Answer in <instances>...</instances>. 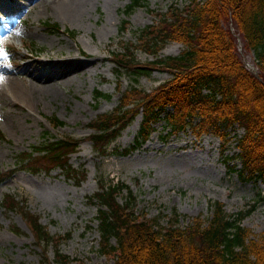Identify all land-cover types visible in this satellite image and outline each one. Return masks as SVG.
Returning <instances> with one entry per match:
<instances>
[{
	"label": "rangeland",
	"instance_id": "1",
	"mask_svg": "<svg viewBox=\"0 0 264 264\" xmlns=\"http://www.w3.org/2000/svg\"><path fill=\"white\" fill-rule=\"evenodd\" d=\"M58 1L0 0V64L34 85L22 84L18 95L0 91V264H41L42 257L22 214L3 204L7 192L25 198L50 233H70L59 244L71 257L66 264H111L114 257L100 250L98 205L89 199L101 178L126 183L120 200L132 190L137 213L157 217L161 224H168L175 209L180 225L198 215L207 218L210 202L218 200L229 213L252 208L242 223L257 237L263 234L264 180L242 177L236 170L241 162L233 159L239 150L237 138L245 131L239 122L227 129L225 140L214 131L198 135L191 127L167 133L162 117L148 139L126 153L124 149L131 148L139 132L143 117L139 111L110 143L109 152L99 153L90 139L93 128L88 121L114 108L122 91L134 84L151 89L172 75L170 69L154 67L135 79L125 67L117 71L111 51L133 44L135 59L154 58L156 54L145 49L139 28L162 23V16L171 10L175 13V6L185 8L191 0H141L130 12L125 8L131 0H89L76 18L62 13ZM46 18L56 20L61 28L49 29ZM223 19L225 26L235 29L231 20ZM236 40L239 54L256 70L255 51L239 31ZM185 46L183 40L169 38L158 54H176ZM55 69H59L52 73L56 80L51 77ZM96 88L110 96L96 97ZM51 114L65 122L51 123ZM65 134L80 139L77 150L69 155L75 174L66 173L60 165L33 172L29 165L20 164L22 153L34 144ZM111 241L116 243L115 237ZM48 255L54 259L52 244Z\"/></svg>",
	"mask_w": 264,
	"mask_h": 264
},
{
	"label": "trees",
	"instance_id": "2",
	"mask_svg": "<svg viewBox=\"0 0 264 264\" xmlns=\"http://www.w3.org/2000/svg\"><path fill=\"white\" fill-rule=\"evenodd\" d=\"M140 3L141 0H131L126 12ZM175 11L162 16V23L139 28L144 47L156 54L154 58L138 61L133 44L111 51L119 65L117 71L125 67L135 79L149 74L154 67L170 69L172 75L151 89L130 86L122 91L114 108L98 112L89 120L94 147L99 153L109 152L110 143L139 111L143 114L139 132L131 148L124 149L126 153L146 141L154 123L162 117L167 121V133L191 127L198 135L214 131L225 140L230 133L227 129L239 122L245 131L237 138L239 150L233 155L241 162L236 170L244 178L264 180V0H191L185 8L175 6ZM223 18L231 20L235 29L225 26ZM44 22L51 30L61 28L56 20L46 18ZM238 31L256 53V70L238 52ZM169 38L181 39L186 46L179 53L159 55ZM94 95L110 93L96 88ZM49 118L55 125L65 122L55 114ZM79 143V138L66 134L47 138L24 151L19 162L29 165L33 172L60 165L66 173L75 174L69 155ZM229 158L232 160V156ZM98 183L99 188L89 199L98 205L100 250L114 257L111 264H264V232L257 237L242 223L252 208L229 213L224 203L214 200L207 218L198 215L180 225L175 209L168 224H161L157 217L137 213L132 190L127 199L120 200L121 191L128 188L123 181L101 178ZM3 204L22 214L42 249L41 264L71 261L59 246L70 233H50L40 216L26 205L25 198L19 199L14 193H5ZM50 244L54 259L48 255Z\"/></svg>",
	"mask_w": 264,
	"mask_h": 264
},
{
	"label": "bare ground",
	"instance_id": "3",
	"mask_svg": "<svg viewBox=\"0 0 264 264\" xmlns=\"http://www.w3.org/2000/svg\"><path fill=\"white\" fill-rule=\"evenodd\" d=\"M88 1L89 0H59L58 1L59 2L58 7L62 11V13H64L65 15L70 16L72 18H76V15L79 14L81 10H83L82 7H84L88 3ZM81 13H83V12H81ZM57 71H59V69H55L54 71L51 72V74L52 73L55 74V72H57ZM14 74H12V72H10L7 65L0 64V77H3V81L0 82V91L3 90L4 92H7V93H10L12 91V92H14L13 94H15V93L17 94V92L22 91V88H23L22 84L24 85V87H27V88H29L30 86H32V87L34 86V85H29L28 83L26 84L24 82V79L20 80ZM53 74L51 77H53V79L56 80V78H54L55 76H53ZM59 84H61V83H59ZM51 86H54V85L51 84ZM50 92H52V91H50Z\"/></svg>",
	"mask_w": 264,
	"mask_h": 264
},
{
	"label": "snow or ice",
	"instance_id": "4",
	"mask_svg": "<svg viewBox=\"0 0 264 264\" xmlns=\"http://www.w3.org/2000/svg\"><path fill=\"white\" fill-rule=\"evenodd\" d=\"M3 81V77H0V82H2Z\"/></svg>",
	"mask_w": 264,
	"mask_h": 264
}]
</instances>
